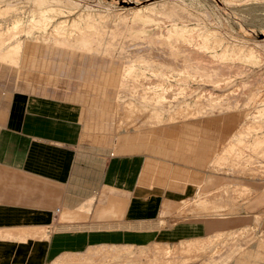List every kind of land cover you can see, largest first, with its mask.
Here are the masks:
<instances>
[{
	"label": "crops",
	"instance_id": "1",
	"mask_svg": "<svg viewBox=\"0 0 264 264\" xmlns=\"http://www.w3.org/2000/svg\"><path fill=\"white\" fill-rule=\"evenodd\" d=\"M89 74L68 72L60 82L97 77ZM35 87L43 95L15 93L0 102V264H51L93 247L173 245L252 227L259 216L264 223V118L224 124L222 146L218 126L207 125L201 148L191 136L182 153L174 141L120 152L110 147L111 135L86 132L98 143L84 135L86 93ZM57 93L81 108L83 127L75 106L51 97ZM103 99L93 106L102 109Z\"/></svg>",
	"mask_w": 264,
	"mask_h": 264
},
{
	"label": "rangeland",
	"instance_id": "2",
	"mask_svg": "<svg viewBox=\"0 0 264 264\" xmlns=\"http://www.w3.org/2000/svg\"><path fill=\"white\" fill-rule=\"evenodd\" d=\"M32 1L28 0L29 3L27 4V0H0V14L1 12L7 13V14L2 13L0 15V30L6 31L9 28H11L10 23L11 24L13 23L12 20H14V18L16 17H19L23 21V24L21 25L23 27L22 29L29 28L30 30H32L33 36L40 35V33L42 32L38 30V27H36L35 25L32 26L31 24L26 23L29 18L30 11L37 10L31 4ZM63 1L69 4L66 5L64 2L63 3L64 5L62 3L59 4L60 6L62 5L61 7L57 5L55 6L56 9L51 8L50 9L51 11L49 10V13L51 12L52 14L54 13L56 14L59 12L63 15L61 16V14L58 13L59 17H56V19H54L51 23L48 24L47 30L49 32L53 31V29L56 26H59L57 25V23H59L60 21H66V23H64V28L67 27L65 31H68L67 29L70 28L69 30H73L72 35L76 36L75 34L77 35L82 34L83 36L82 35L80 36L82 38L85 36L83 38L85 41L83 45H85L84 48L86 49L84 52L91 50V51H88L90 56L81 57L80 60L77 62V64L78 65L85 64L89 66L88 68L90 71L91 70L96 71L97 77L95 79L88 78L86 80L90 82V85H88L87 90L89 91V93L98 91L99 93L97 95L100 97L102 96V98H105L106 100L104 101L105 106L104 105L103 106L104 107L108 106L105 109L107 110L105 112H109L110 114L114 116L117 112V109H115L117 106H115V104L121 105L129 101L133 102L142 111L143 109L145 111L147 110L146 112L148 113H145V111L143 112V117H145V115L147 116V114L151 115L155 109H156L155 111L157 112L159 110L157 118L149 117L148 121L150 123H148V125L146 124L143 127L144 130L142 132H139V134L140 133L146 134V132H150V133L154 132L155 136L152 138L153 139L152 141L157 146H161L162 143L164 142L166 143L173 142L178 137V134L181 135L180 134L181 132L183 133L187 132L191 136L196 137L195 139L196 141L195 140L194 141L196 143H199L197 145L201 148L203 147V144L204 145L207 144L206 142H203L204 140H207V137H208L207 125H217L218 126L219 134L217 135L220 136L219 144H221L223 142V138H222L223 132L222 131L225 129L224 124H228L229 121H232L233 124H239V123L244 124L246 119L255 121L254 120L255 115H256V119H260V117H257V116L259 115V110L262 109L261 105L264 104V0H239V1L233 0L234 2L232 0L231 1L227 0L228 3H226L227 2L226 0L225 1L224 0H63ZM52 4L56 5L58 3L54 2ZM142 8L143 9L145 8V9L142 10ZM5 10L6 11L8 10V12H6ZM86 15L88 16L92 15V18L88 20V22L86 23L87 25L80 24V26H78V27H82L81 29L82 31L79 30V32L81 31L80 33L78 32L77 27L76 28L74 27L73 29H71V27H73V25L70 24L71 20L77 19L78 16H86ZM135 15H139L140 19L139 18L135 19L134 18ZM183 16H186L187 20L185 17L183 18ZM168 17H171L175 21L176 24H179L181 26H186L187 29L192 30L190 32L193 36V39H192L193 41L191 40L192 41L191 43L194 45L192 47V50L190 51V52L193 51L191 53L192 55L189 52V49H191V47L190 48L187 47V51L189 54L186 51V47L185 49L184 48L181 49V51L179 50L178 52L180 53L178 54L180 55L178 54L175 55V59H174V55L169 56L168 58V56L163 54V50H161V48L164 47L163 44H161L163 42V38L161 39V37H159L158 34L159 32H162V33L165 32L166 28L170 25V22H168L170 19ZM181 17H182L183 22L181 21ZM84 26L86 28H89L91 31L89 29H87L86 31L85 30L86 28ZM83 30L86 33H82ZM88 30H89V33H87ZM15 31L17 30H14V32ZM18 31L19 32L17 33L15 32V34L12 31V34H14L15 38L14 40L10 41L11 43L9 42L7 45L14 43L16 40L24 38V34H20L21 30H18ZM139 31H141V34L138 35ZM207 31L209 32V37L207 38L208 40H206L205 38L200 39V37L197 36L198 34L203 33V32L205 33ZM115 32L117 34H115ZM16 34H18L19 36H16ZM137 36H139L140 38H138ZM215 37L216 39L219 38L220 40L219 39L216 40ZM154 42H156V44ZM215 42H218V43L216 44ZM107 43H109V45ZM195 45L196 46L198 45L199 48L196 47ZM204 45L205 46L207 45V47H210L213 49L209 51H205ZM220 45L226 46L228 47V49L240 48V46L242 45L241 46L242 48L247 49L248 51L250 50V52L254 50V52L252 51V53L254 54L252 55L250 59H247V58L245 59L244 57L239 56V55H238L239 58L237 56L230 57L229 53L227 52L225 53L226 55L225 54L221 55L222 47ZM6 47L7 46L5 45L4 47L1 48V50L6 49ZM89 47L91 49H89ZM104 47L107 52L106 54L103 55L101 54V50L104 49ZM215 48L217 49L216 51H215ZM98 50H100V52ZM153 50H154V54L152 53ZM182 50L183 51L185 50V51L183 52ZM91 53L93 55H91ZM152 54L156 55V57L153 56ZM157 55H159L160 57H158ZM182 56L183 57L185 56V57L183 58ZM186 58L187 59L190 58L189 61ZM38 59L40 60V56L36 57V61ZM170 59L172 60L170 61ZM180 59L182 62L180 61ZM173 61H176V62H173ZM130 63L136 65L140 71H143V69L145 68L147 70L155 69V70H158L159 74L158 73L152 74L151 72L147 70L143 72H139L137 73V75L133 76L135 77L134 83L130 85H126L129 78H131L132 76L131 77L123 76V72H120L119 70H121L122 67L128 66ZM187 63H189V65ZM182 66L183 68H181ZM220 69L221 70L223 69V70L221 71ZM188 70L191 73L187 72ZM183 72H187L188 74L185 75ZM161 73L162 74L164 73V74L162 75ZM166 73L168 75H171V78L173 79L167 78L165 76ZM198 74H199V77H198ZM184 75L185 76L189 75V76H192L193 78L188 76L186 77L187 79L186 80ZM70 76H74V73L70 72ZM207 77L208 78L211 77V78L208 79ZM205 78H206V81L210 80L211 82L216 81L217 78L218 80L223 79V82H219L218 84L216 83V85L218 86L221 85L217 87L214 82L212 83L210 82L209 84V81H208L207 83L205 81ZM66 79L64 80L63 84L60 86L66 87V88L68 87L76 88L77 91L81 89V82L76 81L72 83L73 81L72 79L70 80H66ZM143 80H144V88H142L143 86L140 87V83L143 82ZM152 82L153 83L163 82L162 84L164 85L171 84L173 86H170L171 90L169 88L168 89L159 88V89H156L155 91L154 88H152L149 84L148 86H146L147 84L145 85V83H152ZM65 84H69V85H65ZM182 87L184 88L182 89ZM149 90L152 92H150ZM165 90L166 91L170 90L171 92L169 91L168 93V92H165ZM131 91H137V92L139 91V92L135 93ZM153 91L158 92L160 94L159 97H161V95L162 96L164 95L163 96L164 98L162 99V103L153 104L149 100H146L148 99V97L151 96ZM21 92L24 94L30 95V96H34V97L36 96L38 97V95H43L37 89L35 90L30 86L24 87L20 85V83H18L15 79L14 72L10 70L6 71V69L4 68L3 70L0 69V102L7 100V98H9L12 94L21 93ZM100 92H101V95H100ZM89 93L86 94L88 97H90L91 95L94 96V94L92 93L89 94ZM133 93H135V95ZM139 93H141L143 96L145 95L146 97L144 96V98H140ZM187 93L188 95H186ZM252 94H256L254 95V98H256V100L253 97L250 99L251 97L250 95ZM172 95L173 96L175 95V96L173 97ZM45 96L48 97L49 95L47 94ZM51 97L57 100L58 103L75 106L74 104H69V102L62 101V97L59 94H56ZM49 98L48 100H50ZM108 98L110 99L109 100L110 102L107 101ZM166 98L169 101L175 98V100L170 103L169 107L168 105H166V102H164L166 101ZM113 99L114 100L116 99V102ZM94 102L95 101L90 102V107L94 104ZM182 102L184 103L188 102V103L184 104ZM182 104L187 105V106L185 107ZM76 109L80 113V122L82 123V127H83V122L81 118V114L83 111L81 110L79 106L76 107ZM255 112L257 114H255ZM180 113L182 115L184 114L185 117L180 115ZM168 115L169 116L172 115V117L170 116L168 118L167 117ZM196 126H200V127L197 128ZM242 128L244 130L246 127L243 126ZM250 128H254L256 130L255 127H250ZM226 129L228 128L226 127ZM166 130L169 133L172 132L171 130H174L173 132L175 133L176 138L170 139L168 137L167 139V137H165L168 134ZM110 132H111V129L108 128L107 133L110 134ZM252 132H254V130H252ZM83 133L85 136H87L88 138L94 139L95 142L98 143V140L95 136H91L90 134L86 133L84 130H83ZM158 133H159V136H158ZM143 134L141 136H143ZM160 136H164V137L161 139ZM245 137L246 136L244 132L237 133L232 138L230 145L234 146L233 144H235L236 146L240 144L239 141L244 139ZM117 138H118L119 143L124 141L121 136H118ZM157 139H159L161 142H159V140L157 142ZM176 142L180 143V144L179 143L175 144L176 147H178L177 146L178 144L180 146L182 144L181 137L177 138ZM110 147L118 148L117 146L115 147L110 146ZM260 147H261V144L256 149L259 150ZM120 152H124V151H120ZM176 152H179V150H177ZM179 153H182V152H179ZM161 165L162 167L164 166L163 164H160V166ZM215 167L218 168L219 166L214 165V168ZM181 170L182 169H179V172H181ZM184 181L186 183L190 182L189 180H186V178H184ZM190 215L191 214H185L184 216L188 217ZM175 217L177 219L182 218L177 215ZM260 222H261V216H259L255 220V223L253 224L252 227L228 232L229 234L227 233L224 237L231 238L233 234L234 235L239 234V236L233 242L223 244L224 247L223 245L217 246L218 248L210 249L209 251L206 250L207 252L201 251V252H193L190 254H181V255L177 253L176 254L177 256L175 255V258H173L174 255L172 256L171 260H173V262L171 261H168V262L166 261V262L167 263L170 262L169 264H172V263L173 264H238L239 262L236 260H239V256L241 257L242 255H245L244 252L246 253L248 252L249 255L251 254L250 255L251 257L247 256L248 255L247 253L244 259L245 262H243L242 264H264V259L262 260L260 259V258H264V253L262 254L261 251L259 252L257 249H255L257 242L262 239L264 240V223H260ZM243 224L244 223H239L237 225H234V227L235 228L240 227ZM138 251L140 250H137L136 248H133L131 250V252L135 253L136 255L137 253H139ZM254 251H256L257 253ZM252 254H255V255L252 256ZM257 254H259L260 256L258 255V257H254V256H257ZM123 257L124 256H119L117 259H115L114 261L116 263L108 259L109 262L106 261L105 263L103 262L102 264H108L110 262L115 263V264L117 263L118 264H130V263L135 264V262L132 261L136 259L135 255L133 256L134 258L133 257L131 258V261H130V258L128 259L125 258L129 260L128 263H127V260H125ZM147 257H148V260H146L145 255L140 256L136 264L137 263L143 264V262L144 264H154V263L156 264L157 261H155L154 259H151V257L149 256ZM149 259H151L152 261ZM161 263L165 264V262H161V261L157 262V264H161Z\"/></svg>",
	"mask_w": 264,
	"mask_h": 264
},
{
	"label": "bare ground",
	"instance_id": "3",
	"mask_svg": "<svg viewBox=\"0 0 264 264\" xmlns=\"http://www.w3.org/2000/svg\"><path fill=\"white\" fill-rule=\"evenodd\" d=\"M32 1V0H31ZM225 1V0H224ZM223 1V2H224ZM227 1V0H226ZM231 1V0H229ZM233 1V0H232ZM237 1V0H236ZM239 1V0H238ZM54 2H57L58 4L56 5H53L52 3ZM65 1L63 0H33L31 2V4L34 6V8H36L37 10H32L30 11L29 13V18L27 20V24H31L32 26L35 25L36 27H38V30L41 31L42 33H40V35H36V36H33L32 35V30H30L29 28H25V29H22L23 27L21 26L23 24V21L21 18L19 17H16L14 18L13 23L11 25V28H9L8 30L6 31H1L0 30V69L3 70L6 69V71L10 70L12 72H14V75H15V79L18 83H20V85L24 86V87H32L33 89L36 88V84L37 82H39L40 84L41 83H45L46 86H47V83H50V85L54 86L53 88H55V86L57 85H62L63 82L61 83L60 81H63L62 79H60V76H67L68 75V72H73L74 74L77 73V76H78V73L82 74V77L86 74H88L89 72H91L89 70V66L87 65H83V64H77V62L80 60L81 57H89V53L88 51H91V50H88L87 52H84L86 49L84 48L85 45H83V43H85L84 41V37H80L81 35H77L75 34L76 36L72 35L73 34V30H69L67 29L68 31H65L66 28H64V23H66V21H60L59 23H57V25L59 26H56L53 31H48L47 30V26L49 23H51L54 19H56V17H59L58 13H54L52 14L51 12L49 13V10L51 8H55V6H60L59 4H63ZM234 2V1H233ZM28 0H27V4H28ZM228 3V1L226 2ZM240 3V2H239ZM65 4H69L67 2H65ZM159 4V3H158ZM64 5V4H63ZM62 6V5H61ZM60 6V7H61ZM142 6V5H141ZM165 6V4H164ZM67 7V6H66ZM69 7V6H68ZM141 8V7H140ZM139 8V9H140ZM152 8V7H151ZM53 9V10H54ZM60 9V8H59ZM138 9V8H137ZM145 9V8H144ZM142 8V10H144ZM52 10V11H53ZM150 10V9H148ZM163 10V9H162ZM4 11V10H3ZM6 11V10H5ZM51 11V10H50ZM63 11V10H62ZM87 11V10H86ZM8 12V10L6 11ZM162 12V11H161ZM3 12H1L2 14ZM135 13V12H134ZM167 13V12H166ZM0 14V15H1ZM3 14H7V13H3ZM61 14V13H59ZM63 14H61L62 16ZM80 15V14H79ZM169 15V14H168ZM189 15V14H188ZM118 16V15H117ZM120 16V15H119ZM127 16V15H126ZM125 16V17H126ZM148 16V15H147ZM166 16V15H165ZM21 17V16H20ZM99 17V16H98ZM134 17V16H133ZM180 17V16H179ZM186 18V16H183V18ZM92 18V15L88 16H78L77 19H73L71 20V25H73V27H71V29H73L74 27L78 28V32L79 30L82 29V27H78L80 26V24H86L88 22L89 19ZM103 18V17H101ZM120 18V17H118ZM123 18V17H122ZM121 18V19H122ZM135 19H140V16L139 15H135L134 17ZM170 20L168 22H170V25L166 28L165 32H159L158 36L161 37V39L163 38V42L161 44H163V48H161V50H163V54L168 56H173L174 55V59H175V55H177L179 50L181 51V49H185L186 47V51H187V47L191 49H189V52L192 50V47L194 46L191 42L193 41V36L192 34L190 33L192 30H189L187 29L186 26H181L179 24H176L175 21L171 18V17H168ZM145 19V18H143ZM155 19V18H154ZM189 19V18H188ZM185 20V19H184ZM187 20V18H186ZM192 20V19H191ZM100 21V20H99ZM181 21H182V17H181ZM11 22V21H10ZM120 22V21H119ZM183 22V21H182ZM115 23V22H114ZM121 24V23H120ZM184 24V23H183ZM87 25V24H86ZM136 25V24H135ZM85 27V26H84ZM119 27V26H118ZM135 27V26H134ZM86 28V27H85ZM133 28V27H132ZM196 28V27H195ZM87 29L89 28H86L85 30L87 31ZM118 29V28H117ZM14 30H17L15 31L16 33L19 32L18 30H21L20 34H24V38L23 39H19V40H16L14 43L12 44H9L7 45L10 41L14 40L15 36V32ZM37 30V29H36ZM52 30V29H51ZM76 30V29H75ZM90 30V29H89ZM89 30L87 33H89ZM110 30V29H109ZM108 30V31H109ZM119 30V29H118ZM11 31V32H10ZM12 31L14 34H12ZM38 31V32H39ZM82 31V30H81ZM80 31V32H81ZM91 31V30H90ZM95 31V30H94ZM203 31V30H202ZM23 32V33H22ZM75 32V31H74ZM79 32V33H80ZM114 32V31H113ZM122 32V31H121ZM197 32V31H196ZM201 32V31H200ZM82 33H86L83 32ZM193 33V32H192ZM108 34V33H107ZM115 34H117L115 32ZM114 34V35H115ZM141 34V31H139L138 35ZM198 34V33H197ZM196 34V35H197ZM86 35V34H85ZM213 35V33H212ZM16 36H19L18 34H16ZM83 36V35H82ZM89 36V35H88ZM198 37L201 38H205L206 40H208L207 38L209 37V32H203V33H200L197 35ZM87 37V36H86ZM138 38H140L139 36H137ZM122 38V37H121ZM142 38V37H141ZM214 38V37H213ZM196 39V37H195ZM216 39V37H215ZM219 39V38H218ZM216 39V40H218ZM86 40V39H85ZM142 40V39H141ZM160 40V39H159ZM192 40V41H191ZM199 40V39H198ZM220 40V39H219ZM222 40V38H221ZM115 41V40H114ZM151 41V40H150ZM162 41V40H161ZM214 41V39H213ZM92 42V41H91ZM116 42V41H115ZM159 42V41H158ZM157 42V43H158ZM221 42V41H219ZM225 42V41H224ZM11 43V42H10ZM111 43V42H110ZM126 43V42H125ZM139 43V42H138ZM150 43V42H149ZM152 43V42H151ZM156 44V42H154ZM153 43V44H154ZM203 43V41H202ZM216 44L218 42H215ZM109 45V43H107ZM106 44V45H107ZM116 44V43H115ZM201 44V43H200ZM214 44V43H213ZM215 44V45H216ZM7 46L6 49H2V47L4 46ZM112 45V44H111ZM120 45V44H119ZM129 45V44H128ZM133 45V44H132ZM199 45V44H198ZM198 45L196 47H198ZM202 45V44H201ZM219 45V44H218ZM89 46V45H87ZM122 46V45H121ZM135 46V45H134ZM158 46V45H157ZM217 46V45H216ZM221 46V45H220ZM235 46V45H233ZM242 46V45H241ZM240 46V48H230L228 49V47L226 46H221L222 47V50H221V55H224L226 52L229 53V56L230 57H234V56H242L244 57L245 59H250L252 57V55L254 53H252V51L254 52V50H252L250 52V50L248 51L247 49H244ZM93 47V46H92ZM95 47V46H94ZM107 47V46H106ZM231 47V46H230ZM238 47V46H237ZM108 48V47H107ZM152 48V47H151ZM150 48V49H151ZM156 48V47H155ZM159 48V49H160ZM199 48V47H198ZM201 48V47H200ZM203 48V47H202ZM89 49H91L89 47ZM157 49V50H159ZM204 49L205 51H209V50H212L213 48H210V47H207V45L205 46L204 45ZM203 49V50H204ZM101 50V49H100ZM100 50H98L100 52ZM123 50V49H122ZM134 50V49H133ZM155 50V49H154ZM154 50H153V54H154ZM156 50V51H157ZM199 50V49H198ZM217 49L215 48V51ZM109 51V50H108ZM150 51V50H149ZM183 51V50H182ZM185 51V50H184ZM183 51V52H184ZM106 49L104 47V49L101 50V54H106ZM150 52V54H151ZM193 52V51H192ZM190 52V54L192 53ZM204 52V51H203ZM93 53V52H92ZM91 53V55H93ZM160 53V52H159ZM188 53V51H187ZM186 53V54H187ZM197 53V52H196ZM95 54V53H94ZM98 54V53H97ZM152 54V55H153ZM158 54V53H156ZM183 54V53H182ZM185 54V56H186ZM189 54V53H188ZM133 55V54H132ZM142 55V54H141ZM163 55V56H164ZM180 55V54H178ZM192 55V54H191ZM226 55V54H225ZM37 56H40V60L38 59L36 61V57ZM156 57V55H153ZM158 57H160L159 55H157ZM184 56V57H185ZM196 56V55H195ZM220 56V54H219ZM255 56V55H254ZM179 57V56H178ZM183 57V56H182ZM183 57V58H184ZM194 57V56H193ZM218 57V55H217ZM236 57V58H237ZM256 57V56H255ZM39 58V57H38ZM166 58V57H165ZM164 58V59H165ZM171 58V57H170ZM173 58V57H172ZM188 58V57H187ZM186 58V59H187ZM210 58V57H209ZM214 58V57H212ZM220 58V57H219ZM239 58V57H238ZM157 59V58H156ZM190 59V58H189ZM189 59H187L189 61ZM217 59V58H216ZM244 59V60H245ZM254 59V58H253ZM169 60V59H167ZM172 59H170L171 61ZM179 60V59H178ZM183 60V59H182ZM185 60V59H184ZM237 60V59H236ZM155 61V60H154ZM159 61V60H158ZM177 61V60H176ZM176 61H173V62H176ZM181 61V59H180ZM210 61V60H209ZM238 61V60H237ZM248 61V60H247ZM166 62V61H165ZM182 62V61H181ZM186 62V61H185ZM221 62V61H220ZM229 62V61H228ZM232 62V61H230ZM235 62V60H234ZM242 62V61H241ZM141 63V62H140ZM152 63V62H151ZM170 63V62H169ZM172 63V62H171ZM202 63V62H201ZM212 63V62H211ZM222 63V62H221ZM146 64V63H145ZM175 64V63H174ZM189 65V63H187ZM204 64V63H203ZM210 64V63H209ZM250 64V63H249ZM92 65V64H91ZM143 65V64H142ZM159 65V64H158ZM164 65V64H163ZM161 65V66H163ZM170 65V64H169ZM172 65V64H171ZM178 65V64H177ZM181 65V64H180ZM191 65V64H190ZM213 65V64H212ZM87 66V67H86ZM104 66V65H103ZM113 66V65H112ZM167 66V65H166ZM94 67V66H93ZM174 67V66H172ZM178 67V66H177ZM106 68V67H104ZM103 68V69H104ZM121 68V67H120ZM151 68V67H150ZM166 68V67H165ZM183 68V66L181 67ZM180 68V69H181ZM205 68V67H204ZM207 68V67H206ZM101 69V70H103ZM110 69V68H108ZM113 69V68H112ZM118 69V68H117ZM198 69V67H197ZM200 69V68H199ZM100 70V71H101ZM147 69H143V71H146ZM173 70V69H172ZM186 70V69H185ZM211 70V68H210ZM216 70V69H215ZM221 70V69H220ZM223 70V69H222ZM221 70V71H222ZM228 70V69H227ZM5 71V70H4ZM120 72H123V76H135L137 75V73L139 72H143V71H140L136 65L130 63L128 66L126 67H122L121 70H119ZM147 71L151 72L152 74H156L158 72V70H155V69H148ZM165 71V70H164ZM202 71V70H200ZM218 71V70H217ZM104 72V71H103ZM179 72V70H178ZM189 72V70L187 71ZM187 72H183L185 75L188 74ZM196 72V71H195ZM194 72V73H195ZM199 72V71H198ZM209 72V71H208ZM213 72V70H212ZM84 73V75H83ZM86 73V74H85ZM169 73V72H168ZM191 73V72H189ZM200 73V72H199ZM94 74V73H93ZM162 74V73H161ZM164 74V73H163ZM162 74V75H163ZM213 74V73H211ZM90 75V74H89ZM185 79L186 77L188 76H185ZM203 75V74H202ZM216 75V74H215ZM219 75V74H218ZM217 75V76H218ZM55 76V77H54ZM59 76V78H58ZM81 76V75H79ZM87 76V75H86ZM165 76L167 78H171V75H168L167 73L165 74ZM5 77V76H4ZM88 77V76H87ZM129 78L128 82L126 83V85H130L132 83H134V79L135 77L133 78ZM156 77V76H155ZM159 77V76H157ZM165 77V78H166ZM191 78H193L192 76H189ZM198 77H199V74H198ZM205 77V75H204ZM213 77V76H212ZM203 78V77H202ZM201 78V79H202ZM208 78V77H207ZM211 78V77H210ZM208 78V79H210ZM219 78V77H218ZM216 81H212L215 83L218 84L219 82H223V79H219ZM7 79V78H6ZM173 79V78H171ZM179 79V78H178ZM184 79V78H183ZM182 79V80H183ZM184 79V80H185ZM189 79V78H188ZM145 80V79H144ZM144 80L143 82L140 83V87L143 86L142 88H144ZM187 80V79H186ZM214 80V78H213ZM227 80V79H226ZM7 81V80H6ZM154 81V80H153ZM181 81V80H180ZM193 81V80H192ZM191 81V82H192ZM197 81V80H196ZM201 81V80H200ZM204 81V79H203ZM205 81H206V78H205ZM209 81V84H210V80ZM208 81H206L208 83ZM225 81V79H224ZM15 82V81H14ZM211 82V83H212ZM7 83V82H6ZM163 83V82H162ZM160 82H152V83H145L146 86H148V84L154 88V90L156 91V89H159V88H165V89H170V86H173L171 84H162ZM165 83V82H164ZM206 83V85H207ZM225 83V82H224ZM223 83V84H224ZM228 84V82H227ZM65 85H69V84H65ZM88 85H90V82L88 81H84V82H81V89L78 90L79 92H84V94L86 93H89V91L87 90V87ZM185 85V84H184ZM214 86V85H213ZM217 87L221 86V85H216ZM16 87V86H15ZM39 87V86H38ZM178 87V86H177ZM176 87V88H177ZM185 87V86H184ZM182 87V89L184 88ZM175 88V87H174ZM189 88V87H188ZM223 88V87H222ZM41 89V88H40ZM149 89V88H148ZM147 89V91H148ZM181 89V90H182ZM171 90V89H170ZM169 90V91H170ZM189 90V89H188ZM141 91V90H140ZM150 91V90H149ZM153 91V93H149L151 94L150 97H148V99L146 100H149L151 103H162V99L164 98L162 95L161 97H159V93L158 92H155ZM169 91H166L165 92H168ZM177 91V90H176ZM185 91V90H184ZM187 91V89H186ZM185 91V92H186ZM190 91V90H189ZM131 92H135V93H138L137 91H131ZM152 92V91H150ZM171 92V91H170ZM183 92V91H181ZM184 92V93H185ZM22 93V92H21ZM64 93V92H63ZM66 93V92H65ZM71 93V92H70ZM92 94H94V96H90V97H87L89 98V100L87 101V99H85V101H87L89 104L90 102L92 101H95L96 98L98 97V91L97 92H91ZM89 93V94H91ZM135 93H133L135 95ZM142 93V92H141ZM139 93V97L140 98H144V96ZM146 93V92H145ZM173 93V92H172ZM182 93V94H184ZM189 93V92H188ZM188 93L186 95H188ZM58 94V93H57ZM75 94V93H73ZM174 94V93H173ZM137 95V96H138ZM171 95V94H169ZM62 96V94H61ZM68 96V95H66ZM149 96V95H148ZM173 96V95H172ZM175 96V95H174ZM173 96V97H174ZM179 96V94H178ZM181 96V95H180ZM183 96V95H182ZM63 97H64V94H63ZM70 97V96H68ZM66 97V98H68ZM73 97V96H72ZM72 97H70L72 99ZM79 97V96H78ZM146 97V96H145ZM171 97V96H170ZM169 97V98H170ZM177 97V96H176ZM175 97V98H176ZM254 98V95H252L250 97L251 98ZM93 98V99H92ZM168 98V97H167ZM166 98V105H170V103L172 101L175 100V98H173L171 101H169L168 99ZM65 99V98H64ZM80 99V97H79ZM138 99V98H137ZM201 99V98H200ZM249 99V100H250ZM255 99V98H254ZM75 100V97L74 99ZM78 100V98H77ZM105 100V99H104ZM110 99L108 98V102ZM114 100V99H113ZM168 100V101H167ZM253 100V99H252ZM256 100V99H255ZM70 101V100H69ZM84 101V102H85ZM106 101V100H105ZM112 101V99H111ZM116 102V99L114 100ZM204 101V100H203ZM73 102V101H72ZM82 102V101H81ZM145 102V101H144ZM149 103V104H151ZM184 103V102H182ZM186 103V102H185ZM184 103V104H185ZM188 103V102H187ZM186 103V104H187ZM200 103V102H199ZM221 103V102H220ZM233 103V102H232ZM78 104V103H77ZM97 104V103H96ZM152 104V105H153ZM182 104V105H184ZM190 104V103H189ZM80 105V103H79ZM88 105V104H87ZM191 105V104H190ZM203 105V104H202ZM96 106V105H95ZM100 106V104H99ZM105 106V105H104ZM102 107V109H97L96 107H94L93 105L90 107L91 109H88V118L87 119V123H86V126H85V132H94L95 130L97 131V133L99 132H103V135L105 136V134H108V135H111L114 137V139H116V144L115 146H117L119 148V151H137L139 149H144L146 147V144L150 143V141H152L153 137L155 136L154 132L153 133H149L148 135H142V133L139 134V132H142L144 129L143 127L148 123H150L148 121L149 117L150 118H157V115H158V112L155 111L154 109V112L150 115V114H147V116L145 115V117H143V112L145 111L143 109V111L137 107L133 102H127V103H124V104H121V105H116L117 106L115 109H117V112L116 114L113 116L112 114H110L109 112H105L107 110H105L107 107ZM119 106V107H118ZM185 107L187 105H184ZM189 106V105H188ZM264 106V104H263ZM182 107V106H180ZM179 107V109H180ZM214 107V106H213ZM89 108V107H87ZM142 108V107H141ZM167 108V107H166ZM98 111H97V110ZM178 109V111H179ZM182 109V108H181ZM113 111V110H112ZM147 111V110H146ZM145 113H148L146 112ZM186 111V110H185ZM175 112V111H174ZM113 113V112H112ZM183 113V112H182ZM180 115H182L180 113ZM186 115V114H185ZM172 117V115H170ZM169 115L167 116L168 118L170 117ZM184 116V114L182 115ZM181 116V117H182ZM141 117V118H140ZM178 117V116H177ZM185 117V116H184ZM258 117L260 118H264V114L261 113ZM173 119V118H172ZM171 119V120H172ZM142 120V121H141ZM160 120V119H158ZM151 121V119H150ZM154 121V120H153ZM96 123H99V127L100 128H96L95 127V124ZM158 123V122H157ZM157 125V124H156ZM108 128L111 129V132L110 134L107 133L108 131ZM155 129V128H154ZM175 129V128H174ZM201 129V128H200ZM167 131V130H166ZM172 132L169 133L167 131V135L165 137H168L170 139H175L176 136H175V133L173 132L174 130H171ZM180 131V130H179ZM194 131V130H193ZM176 132V131H175ZM205 132V131H204ZM131 133V134H129ZM138 133V134H137ZM101 134V133H100ZM127 137H125V135H127ZM166 134V133H165ZM181 135L178 134V137H181V142H190L191 140V135L187 132L183 133L181 132L180 133ZM98 135V134H97ZM96 135V136H97ZM132 135V136H131ZM100 136V135H99ZM118 136H121L123 138L124 141H122V143H118ZM131 136V137H130ZM158 136H159V133H158ZM108 137V136H107ZM157 137V136H156ZM161 139L164 137V136H160ZM176 138V139H177ZM166 139V140H167ZM176 139L174 140L176 142ZM105 140V139H104ZM127 140H130V142H127ZM159 139H157V142H158ZM179 140V139H178ZM183 140V141H182ZM199 140V139H198ZM197 140V141H198ZM196 141V140H195ZM200 141V140H199ZM128 144H127V143ZM159 142H161L159 140ZM205 142V140L203 141ZM179 143V142H177ZM183 143L179 146V144L177 145V149L181 152L182 151V148H183ZM110 144V143H109ZM108 145V144H107ZM147 150V149H146ZM179 153V152H178ZM258 218V217H257ZM259 220V219H258ZM245 232V231H243ZM227 233L225 234H222V233H218V234H215L213 236H209L207 238H201V239H194V240H190V241H184V242H180L178 244H175V245H169V244H162V243H152L146 247H141V248H138L137 250H140L138 251L139 253H137V255L133 252H131V250L133 249L132 247H115V246H99V247H93V248H89L88 250H86L85 252L83 253H79V254H64L62 256H59L57 259H55L51 264H102L103 262L105 263L106 261L109 262L110 261H114L115 259H117L119 256H124L123 258H130V261H131V258L135 255V260H132L133 262H136L138 261V258H140V256H143L145 255L146 256V260H148V257H151V259H154L155 261L157 262H165V264H169L167 263L168 261H171L173 262L172 259V256L173 258H175V255L177 253H179V255L181 254H190V253H193V252H201V251H204V252H207L206 250H210V249H214V248H218L217 246H222L223 244H227L229 242H233L238 236V235H234L230 238H227V237H224ZM229 234V233H228ZM241 236V235H240ZM224 247V245H223ZM255 249H257L259 252L261 251V253L263 254L264 253V240H259L256 244V247ZM247 251V250H245ZM256 252V251H254ZM258 252V253H259ZM243 253V252H241ZM245 255H242L241 257L239 256V260H236L238 261L239 263L238 264H242L245 259V256L246 252H244ZM257 253V252H256ZM203 254V252H202ZM240 254V252H239ZM260 254V253H259ZM257 256H254V257H258ZM178 255V256H179ZM251 255V254H250ZM248 253L247 256L251 257ZM255 255V254H252V256ZM177 256V255H176ZM183 256V255H182ZM185 256V255H184ZM260 256V255H259ZM238 257V256H237ZM253 257V258H254ZM134 258V257H133ZM144 258V257H143ZM186 258V257H185ZM109 259V260H108ZM125 259V260H127ZM142 259V258H141ZM149 259V260H151ZM238 259V258H237ZM252 259V258H251ZM256 259V258H255ZM261 260L264 259V258H260ZM124 260V261H125ZM140 260V259H139ZM250 260V259H248ZM123 261V262H124ZM129 260H127V263H128ZM152 261V260H151ZM167 261V262H166ZM108 263V264H115V263ZM156 262V264H157ZM250 262V261H249ZM253 262V261H252ZM125 263V262H124ZM237 263V262H236ZM248 263V261H247ZM255 263V262H254ZM118 264V263H117ZM131 264V263H130ZM133 264V263H132ZM138 264V263H137ZM144 264V262H143ZM155 264V263H154ZM163 264V263H161ZM173 264V263H172Z\"/></svg>",
	"mask_w": 264,
	"mask_h": 264
}]
</instances>
